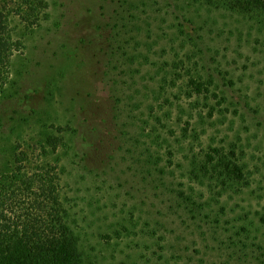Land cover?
<instances>
[{
    "label": "rangeland",
    "instance_id": "1",
    "mask_svg": "<svg viewBox=\"0 0 264 264\" xmlns=\"http://www.w3.org/2000/svg\"><path fill=\"white\" fill-rule=\"evenodd\" d=\"M0 10L20 42L0 174L17 152L54 168L78 264H264V8L44 0L33 25L12 0ZM212 148L242 179L207 163Z\"/></svg>",
    "mask_w": 264,
    "mask_h": 264
},
{
    "label": "trees",
    "instance_id": "2",
    "mask_svg": "<svg viewBox=\"0 0 264 264\" xmlns=\"http://www.w3.org/2000/svg\"><path fill=\"white\" fill-rule=\"evenodd\" d=\"M14 14L28 24L37 23L44 0H12ZM240 9L264 8V0H229ZM20 42L12 38L7 12L0 10V85L8 62ZM192 89L200 94L207 90L203 82L190 79ZM53 148L57 139L48 137ZM45 150V146H42ZM207 163L215 161L221 172L242 179L240 165L212 148ZM232 154V153H231ZM25 155H14L10 172L0 174V264H78L75 242L57 193L53 167L24 168Z\"/></svg>",
    "mask_w": 264,
    "mask_h": 264
}]
</instances>
